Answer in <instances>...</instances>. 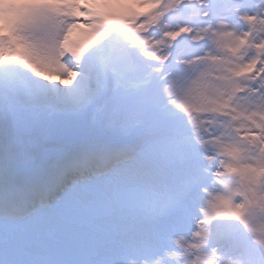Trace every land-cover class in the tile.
Listing matches in <instances>:
<instances>
[{"label": "snow or ice", "instance_id": "snow-or-ice-1", "mask_svg": "<svg viewBox=\"0 0 264 264\" xmlns=\"http://www.w3.org/2000/svg\"><path fill=\"white\" fill-rule=\"evenodd\" d=\"M0 264H264V0H0Z\"/></svg>", "mask_w": 264, "mask_h": 264}, {"label": "bare ground", "instance_id": "bare-ground-1", "mask_svg": "<svg viewBox=\"0 0 264 264\" xmlns=\"http://www.w3.org/2000/svg\"><path fill=\"white\" fill-rule=\"evenodd\" d=\"M149 8H151V7H153V6H148ZM138 11H146V10H148V8H143V9H141V8H138L137 9ZM87 39V37H85V36H83V35H81V34H79L78 33V35H77V37L76 38H74L73 37V40L74 41H76V42H83L84 40H86Z\"/></svg>", "mask_w": 264, "mask_h": 264}]
</instances>
